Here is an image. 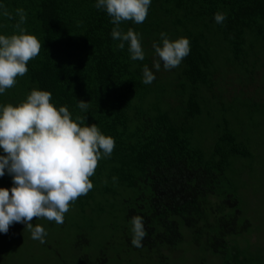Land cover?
Masks as SVG:
<instances>
[{
	"label": "trees",
	"instance_id": "trees-1",
	"mask_svg": "<svg viewBox=\"0 0 264 264\" xmlns=\"http://www.w3.org/2000/svg\"><path fill=\"white\" fill-rule=\"evenodd\" d=\"M95 3L0 0V35L19 34L14 25L17 10L23 9L25 34L42 45L25 76L0 94V107L21 104L33 89L48 91L57 109L67 106L74 121L86 117L83 126L95 124L115 140L111 157L98 161L89 178L93 188L72 203L82 213H88L98 186L105 193L115 183L131 190L121 201L126 227L131 232L133 216L144 220L147 235L139 248L158 253L174 248L182 241V225L191 231L194 245L222 264H246L239 246L228 241L249 224L239 221L226 169L233 155L245 157L247 151L229 134L215 138L207 155L192 141L196 122L210 103L240 100L250 110L264 107V0H151L142 24L120 25L124 32L131 28L140 34L142 61L130 58L127 43L122 50L117 47L120 41L111 37L115 25ZM217 12L226 14L223 23L215 22ZM162 32L172 41L187 38L191 50L178 67L165 70L161 64L157 71L152 45H162ZM145 65L155 76L150 84L142 82ZM77 101L88 102L86 112ZM0 155L6 154L0 150ZM11 187L6 173L0 188ZM21 229L14 223L7 234L0 233V264H11V243ZM83 236L75 248L87 242ZM73 261L107 264L102 253Z\"/></svg>",
	"mask_w": 264,
	"mask_h": 264
},
{
	"label": "clouds",
	"instance_id": "clouds-1",
	"mask_svg": "<svg viewBox=\"0 0 264 264\" xmlns=\"http://www.w3.org/2000/svg\"><path fill=\"white\" fill-rule=\"evenodd\" d=\"M151 0H96L95 7L106 11L115 25L111 37L120 41L119 49L128 45L132 60H144L141 36L131 28L124 32L122 22L142 24L148 15ZM19 21L14 28L19 34L0 35V94L15 86L17 77L28 72L27 64L41 51L40 41L25 34L22 24L26 13L18 9ZM5 16L9 14L5 11ZM9 18H11L9 16ZM226 14H214L216 23H223ZM162 45L153 43L156 59L153 67L159 71L178 67L190 54V41L181 37L169 40L160 33ZM155 79L147 65L143 68L144 84ZM48 91L33 89L26 100L17 106L0 107V177H12L13 187L0 188V233L7 234L14 223H22L33 240L45 243L46 230L31 223L33 218H45L57 225L64 222L70 205L93 188L90 177L95 174L98 161L110 158L115 140L103 135L95 125L83 126L86 117L74 121L67 106L57 109ZM86 112L89 104L77 101ZM117 178L113 177L115 181ZM131 244L142 247L147 232L140 216L131 218Z\"/></svg>",
	"mask_w": 264,
	"mask_h": 264
},
{
	"label": "rangeland",
	"instance_id": "rangeland-1",
	"mask_svg": "<svg viewBox=\"0 0 264 264\" xmlns=\"http://www.w3.org/2000/svg\"><path fill=\"white\" fill-rule=\"evenodd\" d=\"M210 104L196 122L192 143L207 155L215 138L229 134L246 149L245 157L230 158L226 176L231 183L228 189H234L238 201L239 221L246 220L249 227L228 241L239 246L246 264H264V107L250 110L253 107L240 100ZM107 188L105 193L99 191L101 185L96 188L88 213L71 204L61 225L33 218V226L40 225L47 232L45 243L33 240L25 225L19 223L22 229L16 243H11V264H74L80 255L94 258L99 253L107 264H222L219 257L194 245L191 231L182 225V241L172 249L162 248L163 256L156 250L132 248L121 206L131 190L115 183ZM80 234L87 242L75 248Z\"/></svg>",
	"mask_w": 264,
	"mask_h": 264
}]
</instances>
